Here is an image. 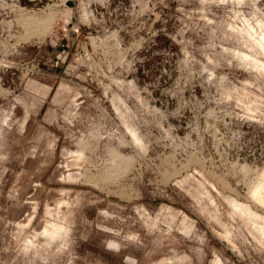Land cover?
<instances>
[{"label":"rangeland","instance_id":"374dc122","mask_svg":"<svg viewBox=\"0 0 264 264\" xmlns=\"http://www.w3.org/2000/svg\"><path fill=\"white\" fill-rule=\"evenodd\" d=\"M261 37L264 0H0V264H264Z\"/></svg>","mask_w":264,"mask_h":264},{"label":"bare ground","instance_id":"6f19581e","mask_svg":"<svg viewBox=\"0 0 264 264\" xmlns=\"http://www.w3.org/2000/svg\"><path fill=\"white\" fill-rule=\"evenodd\" d=\"M260 45L264 46V37H261L260 40ZM258 190V189H257ZM257 192V191H256ZM255 193V192H254ZM56 197V196H55ZM54 198V197H53Z\"/></svg>","mask_w":264,"mask_h":264},{"label":"water","instance_id":"95a60500","mask_svg":"<svg viewBox=\"0 0 264 264\" xmlns=\"http://www.w3.org/2000/svg\"><path fill=\"white\" fill-rule=\"evenodd\" d=\"M68 5H69V6H72V5H73V3H72V2H68Z\"/></svg>","mask_w":264,"mask_h":264}]
</instances>
